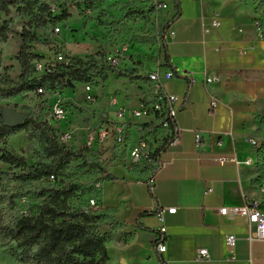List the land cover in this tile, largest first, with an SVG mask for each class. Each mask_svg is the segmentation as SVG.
<instances>
[{
  "label": "crops",
  "instance_id": "obj_1",
  "mask_svg": "<svg viewBox=\"0 0 264 264\" xmlns=\"http://www.w3.org/2000/svg\"><path fill=\"white\" fill-rule=\"evenodd\" d=\"M168 2L170 21L174 11ZM179 3L180 17L164 35L174 77L161 87L162 95L174 98L179 141L161 154L163 167L153 172L152 185L148 174L121 166L107 170L112 180L98 175L99 208L117 225L100 229L109 235L107 264H159L154 245L161 222L155 211L163 209L176 210L164 215L165 264H264V241L255 226L244 216L219 214L250 200L264 209L259 191L264 173L257 170L258 149L249 144L264 146V36L260 39L255 29L252 6L236 0ZM214 14L221 21L215 29L210 27ZM157 68L168 69L164 61ZM195 133L204 135L199 147ZM222 156L250 159L252 165H220L216 160ZM226 237L234 238L232 249L225 246ZM199 250L208 258L199 261Z\"/></svg>",
  "mask_w": 264,
  "mask_h": 264
},
{
  "label": "rangeland",
  "instance_id": "obj_2",
  "mask_svg": "<svg viewBox=\"0 0 264 264\" xmlns=\"http://www.w3.org/2000/svg\"><path fill=\"white\" fill-rule=\"evenodd\" d=\"M219 3L222 0H212ZM255 9V21L264 30V0H236ZM52 6V17L46 14L24 16L10 8L0 12V28L7 24L5 34L0 37V90L11 93L10 98L0 97V109L12 108L38 122H47L50 105L57 95L37 98L32 92L13 93L16 87L30 82L39 74L34 65L59 67L56 55L62 54L65 62L91 65L93 78L92 95L94 103L85 101L83 84L72 86L70 83L58 92L66 100L68 115L66 121L54 123L59 136L64 132L72 135L67 149L77 152L84 147V137L108 120H115L120 111L126 114V121L133 130L146 133L155 145L159 135L152 134L153 123L136 122L128 114L138 108L140 102L154 100V85L148 74L156 69L163 60L161 52V31L169 21L170 3L167 0H43ZM64 11L67 18L58 22ZM53 20V21H52ZM125 49V52H122ZM136 49V52L134 50ZM121 57L115 58V55ZM161 55V56H160ZM119 66L110 65L111 58ZM114 72V73H111ZM106 75L107 80L102 81ZM120 75V76H119ZM24 119V120H25ZM150 121V120H147ZM142 135L141 133H139ZM135 134H133V137ZM159 145V144H158ZM8 153L22 158L24 166L11 167L0 161V171L14 176L31 174L33 169L46 163L43 147L33 130L21 131L0 143V156ZM107 154L100 155L95 150L86 154L89 162H104L109 169ZM141 166V165H139ZM154 166L147 167L148 173ZM71 179L78 184L95 187L98 173L89 167L80 166L74 161L69 166ZM41 182L13 181L4 185L0 202V231L10 226L22 215L33 213L41 202L37 193ZM86 198L74 201L75 206L85 205ZM0 264H23L16 256L15 243L0 236Z\"/></svg>",
  "mask_w": 264,
  "mask_h": 264
},
{
  "label": "trees",
  "instance_id": "obj_3",
  "mask_svg": "<svg viewBox=\"0 0 264 264\" xmlns=\"http://www.w3.org/2000/svg\"><path fill=\"white\" fill-rule=\"evenodd\" d=\"M43 0H0V12H7L10 8L16 13L24 16H32L35 12L39 16L46 14L52 17L49 5ZM174 16L168 21L161 31V52L163 53L164 65L171 69L169 57L166 52L164 35L172 22L180 17L179 0H172ZM67 18L64 11L60 17H53L58 22ZM52 20V21H53ZM7 30V24L0 28V37ZM53 70L50 74H44L33 78L30 82L16 87L13 93L19 95L35 91L38 87L47 90L63 89L70 84H93L91 70L93 67L81 62L71 65L49 66ZM35 72V71H34ZM114 73V72H111ZM120 76V75H119ZM107 76H102V81H106ZM192 81L188 80L187 91L190 89ZM11 93L0 90V97L10 98ZM37 98H41L36 96ZM173 128V123L171 122ZM33 130L37 134L38 141L43 147V154L46 163L33 169L31 174L14 176L0 171V202L2 200V189L4 185H10L13 181H35L41 182V188L37 195L41 202L37 205L35 212L22 215L14 222L0 231V236L4 240L15 243L16 256L23 264H107L108 253L106 244L109 240L107 233L100 231L103 227L111 229L117 225L108 217L107 212H103L99 207L90 208L89 200L91 196L100 198L99 190L94 186L87 187L71 180L74 174L70 173L69 166L74 161H79L80 166L89 167L99 175H104L107 180L112 177L107 173L103 164L89 162L86 154L89 149L83 147L77 152L60 145L56 132L45 122H38L36 119L27 118L20 127L9 129L4 126L0 116V143H4L7 138L13 137L21 131ZM155 134L158 131H155ZM153 132V133H154ZM169 137L163 138L160 145L154 150L153 162L169 148ZM259 173H264V146L258 149ZM0 161L11 167L18 168L24 166L22 158L8 153H2ZM149 165L135 166L129 172L136 175L148 174L152 177L153 172L148 173ZM53 180L50 181V178ZM114 179V178H113ZM98 182H100V179ZM86 198L85 205L75 206L74 201Z\"/></svg>",
  "mask_w": 264,
  "mask_h": 264
},
{
  "label": "built area",
  "instance_id": "obj_4",
  "mask_svg": "<svg viewBox=\"0 0 264 264\" xmlns=\"http://www.w3.org/2000/svg\"><path fill=\"white\" fill-rule=\"evenodd\" d=\"M199 2L200 4L207 3L208 0H194ZM50 7V12L53 13L54 9L52 6ZM255 29L258 33L260 39H263L264 32L263 27L259 21L255 22ZM210 27L215 29L221 27V21L218 14H214L210 20ZM205 33L209 30L205 29ZM170 36H173V31H168ZM122 52H125L123 49ZM115 58L121 57L120 55H115ZM57 62H63V65H71L65 62V58L62 54H58L55 57ZM114 57L111 58L109 61L111 62L110 65L112 66H119L117 59ZM61 65V64H60ZM34 71L40 75L50 74L53 72L49 67H44L39 64L34 65ZM174 77V72L171 69L167 70H160L156 68L151 73L148 74V79L154 85V100L150 103H142L140 102L138 108L131 111L128 114L131 120L139 122L142 121L143 124L146 122L153 123L151 133L155 134V131H158L159 135V145L163 138L169 137L170 143L169 147L177 144L179 141L178 131L175 126V118L177 115V110L173 107L174 98L167 97L162 95L161 87L165 81H168ZM206 84H210L213 82V79L208 77L206 79ZM74 86V84H71ZM76 85V84H75ZM93 85V84H92ZM92 85L90 84H83L84 87V94H85V101L87 103H94L95 97L92 95ZM59 88L55 90H47L38 87L35 91H33L34 96L39 97H48L50 95H57V99L50 105V117L45 122L49 127L55 128L54 123L51 121H55V124L59 122L66 121V117L69 114L68 109L66 106V100L63 99V96H60L58 92ZM217 107V102L212 100L209 104L210 111H214ZM150 120V121H147ZM171 122L173 123V128L171 127ZM129 124H132V121H126V114L120 111L118 115L115 117V120L105 121L99 127L92 131H88L84 137V147L89 150H95L100 155L107 154L106 160L110 163L109 167L112 166H121L126 168L127 170H131L135 166H143V165H153L156 169H160L163 167V163L161 162V155L157 158L156 163L152 160V155L154 150L159 146L158 144L155 145L153 142L150 141L149 137H146V133L140 131L133 130L129 127ZM154 132V133H153ZM141 133L142 135H140ZM133 134L135 136L133 137ZM204 135L201 133H195L194 140L195 145L197 147L200 146ZM57 140L60 145L67 146L71 140L72 135L70 133H62L61 135L57 136ZM249 144L254 149H259L260 147L257 143L253 140L249 141ZM67 148V147H66ZM220 165L226 163H232L236 167L240 166H251L252 161L247 159L245 161H240L236 157H226L222 156L216 160ZM102 164L104 162H101ZM152 176L149 180V184H153ZM53 180V177L50 178V181ZM96 188L99 190V184L95 185ZM211 188H209L205 195L211 193ZM261 194H264V186L259 188ZM99 199L97 196H91L89 200V207L90 208H97L99 207ZM175 209H163L155 211V215L161 222V227L158 231V236L155 241V251L159 255V264H165L162 256L167 251L166 246V230L163 226L164 215L165 214H174ZM219 214L221 216H234V215H241L244 216L250 225H254L256 229V236L259 240L264 241V209L260 202L256 200H250L249 202L245 203V205L238 209H233L229 211L227 208H221L219 210ZM224 244L228 249H232L234 245V238L233 237H226L224 239ZM208 258V253L206 250H199L197 253V259L202 261L203 259ZM233 260V257H231Z\"/></svg>",
  "mask_w": 264,
  "mask_h": 264
},
{
  "label": "water",
  "instance_id": "obj_5",
  "mask_svg": "<svg viewBox=\"0 0 264 264\" xmlns=\"http://www.w3.org/2000/svg\"><path fill=\"white\" fill-rule=\"evenodd\" d=\"M0 116L4 126L9 129L20 127L25 119V115L23 113H19L12 108H1ZM120 264H124V261H121Z\"/></svg>",
  "mask_w": 264,
  "mask_h": 264
}]
</instances>
